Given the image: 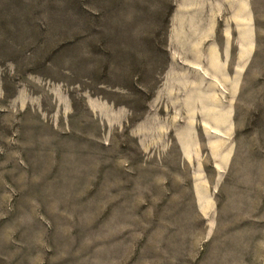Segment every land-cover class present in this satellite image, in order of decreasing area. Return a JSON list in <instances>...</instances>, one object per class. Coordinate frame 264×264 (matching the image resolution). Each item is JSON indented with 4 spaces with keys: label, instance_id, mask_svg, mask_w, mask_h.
I'll return each instance as SVG.
<instances>
[{
    "label": "rangeland",
    "instance_id": "obj_1",
    "mask_svg": "<svg viewBox=\"0 0 264 264\" xmlns=\"http://www.w3.org/2000/svg\"><path fill=\"white\" fill-rule=\"evenodd\" d=\"M0 264H264V0H0Z\"/></svg>",
    "mask_w": 264,
    "mask_h": 264
}]
</instances>
